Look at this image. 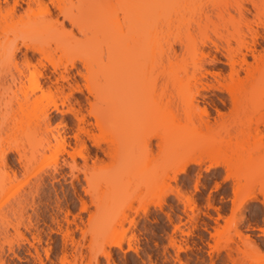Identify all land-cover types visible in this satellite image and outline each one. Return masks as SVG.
Instances as JSON below:
<instances>
[{
  "label": "rangeland",
  "instance_id": "rangeland-1",
  "mask_svg": "<svg viewBox=\"0 0 264 264\" xmlns=\"http://www.w3.org/2000/svg\"><path fill=\"white\" fill-rule=\"evenodd\" d=\"M17 1L13 10L15 0H0V73L16 72L15 61L3 57L8 48L44 47L43 53L34 54V61L50 58L39 69L49 75L45 86L58 90L54 99L59 110L53 109L51 98L44 102L50 116L47 133L37 126L39 114L32 105L41 91L32 92L26 82L25 90L31 95L25 118L17 100L12 104L14 113L7 106L14 91L21 96L17 86L0 81V154L3 148L21 145L27 159L46 155L33 169L34 174L43 170L38 178L24 180L18 154L9 151L22 181L4 191L6 171L11 169L3 165L0 155V264H234L228 253L237 263L264 264V171L261 174L255 162L253 172L252 167L240 169L241 161L233 165L234 150L240 146L242 155L251 148V155H263L262 160L264 138L242 137L243 141L235 117L228 116L224 126L218 125L214 106L228 113L227 93L206 92L210 100L195 95L197 89L204 92L195 80L199 67L209 71L203 78L205 85H218L216 73L230 71L223 49L227 43L236 47L241 39L251 41L257 29L256 50L263 52L264 0H254L257 10L251 0ZM239 4L249 11L244 10L246 21L239 16ZM59 8L74 18L75 25L64 20ZM218 11H224L223 18ZM80 29H92L95 36L85 41ZM72 36L80 41L61 44ZM207 38L223 48L204 45ZM85 44L90 47L85 55L74 53L84 50ZM243 52L254 63L252 53ZM23 58L18 52L19 66ZM112 64L130 67V74L122 71L115 77ZM216 92L226 104L216 98ZM140 97L145 105L130 113L127 104ZM205 101L210 103L209 129L200 120L201 108L208 105ZM247 112L252 118L260 113L251 106ZM20 115H24L22 123ZM145 138H151L148 153L141 150ZM64 139L66 150L61 147ZM224 142L231 145L226 147ZM68 152L77 153L75 161ZM184 162H189L187 171L174 178ZM37 179L43 182L32 202L29 193ZM25 197L29 200L22 209ZM59 225L63 231L69 226L75 243L82 245V263H74L78 252L71 240L69 263L61 262ZM19 232L28 240L19 238ZM37 234L40 242L33 239ZM116 240L121 247L112 244ZM30 243L38 247L45 263L35 258Z\"/></svg>",
  "mask_w": 264,
  "mask_h": 264
},
{
  "label": "bare ground",
  "instance_id": "bare-ground-1",
  "mask_svg": "<svg viewBox=\"0 0 264 264\" xmlns=\"http://www.w3.org/2000/svg\"><path fill=\"white\" fill-rule=\"evenodd\" d=\"M38 1H40V0H38ZM52 1L55 2L54 0H52ZM251 3L253 5V8H255L257 10L258 6H257L256 2L254 0H251ZM17 4H18V1L15 0V5L12 8L13 10H14V8H15V6ZM55 6H58V5H55ZM236 7H237V10H238V12L240 14L239 15L240 18H242L241 20L243 21V19L246 18V16H245L246 14H245L244 10L245 11H248V10H246V8H244L243 4L242 5L239 4ZM13 10H11V11H13ZM59 13L63 15L64 20H68L72 25H75L74 24V18L71 17L68 13H65L61 9H60ZM217 16L220 17V18H223L224 17V11H220V12L218 11L217 12ZM246 20H247V18H246ZM61 25L64 26V21L61 22ZM261 25L264 26V22H261L260 26ZM256 30H254L255 32L251 34V36H252L251 37L252 38L251 41H247L246 39H241V40L237 41V46L236 47H233L230 43H227V45H225L226 47L223 48L221 46L222 44L218 45L220 43H217L216 41H214L211 38H207L208 40L203 41L204 45L205 44H208V45L212 44V46L214 45L216 50H218L221 47L224 50L226 49L225 50L226 51L225 52L226 53V57L229 60L228 63L230 64L231 68H230V71L228 72L227 75L223 74L222 72H220V73L218 72V73H216V75H217V77H216L215 73L213 74L216 77L215 80H217V83H218V85H216V86L215 85H210V84H206V85L204 84L205 82H203V78L204 77L207 78L206 77V72L208 70H203V71H205V72H203L202 68L199 67L198 71L200 72L199 73L200 76L199 75L195 76L196 82L197 83L200 82L201 89L205 92V93L204 92L202 93L199 89H197L195 91V95H202L203 97H208L206 92H210L211 90H216V91L221 92V93L225 92V93H227V95H229L228 97H230L231 107L229 108V112L228 113L223 112L221 110V108H219V106H217V105L214 106V108H215V110L217 111V114H218V119L216 121L219 122L218 125L224 126L225 123H226L225 121L227 120L228 116L229 117H235L236 119H238V122H235V120H236L235 119L233 121V123L236 126L239 127L238 133L240 134V137H241V139L243 141L245 140V138H242V137H246V138L249 139L251 136H254V137H258L259 136L260 138H264V113L262 114V112H261V111L264 110V54H263L264 50H263L262 53L261 52H257V50H256V48H257L256 45L258 46L257 36H258V33H259V32L257 33ZM80 31L86 35V40L85 41H89L88 39H90L92 36L93 37L95 36V33H94V31L92 29L91 30L80 29ZM79 41H80L79 37L72 36V38L64 40V42H61V44L62 43L63 44H71V43H77ZM23 46L25 47V50H22L21 46L15 45L12 48H8L3 53V57L6 60L15 61L14 63H15L16 72L9 71V72H5V73L4 72L0 73V81H8V80L11 81L12 84L17 86V88H18L17 90L21 94V96L18 97L19 95L17 94V92L14 91V93L12 95V98L9 100L7 106L14 113L15 111H14V108L12 107V104H13V102L15 100H17V104H18V108L17 109L21 113H24V111L26 110L27 114H28V103L30 102V95H31L29 92H27L25 90L26 82H28L29 87H33L32 92L41 91V93H42L40 97L36 98L35 101L32 102V105L36 106V107L35 106L34 107L37 109V114H39V116H38L39 120L37 119V122L38 121L39 122H38L37 126L40 129L44 130L45 132L47 131V133H48V131L50 130L49 129L50 128L49 127L50 126V122H49V117L50 116L48 114L49 113L48 112L49 108H48L47 104H44V102L47 101V100L50 101V98H51V101H54L53 109L54 110H59V107H58V105L56 103V100L54 99V98H56V95L58 96V94L56 93L58 90H56V92H53L50 89V85L45 86V83H47V80H49V75H47V73H45L43 70H40L39 67H45L46 64L44 62V59L50 61V58H47V57L46 58L45 57L39 58L35 62L34 61V54L35 53H43L45 51L44 47L33 46V45H29V44H23ZM85 47H86V49H85ZM80 49H82V47ZM83 49L84 50H82V51L75 50L74 53L75 54L85 55L88 52V50H90V47L88 46V44H85ZM243 49H246L249 54H250V52L252 53V55L251 54L250 55L253 56L254 63L248 62L249 60H247L248 58L246 57L248 55H247L246 52H243ZM30 51H32V55L30 54ZM258 51H260V50H258ZM18 52H21L23 54V56H24L21 66L18 65L17 60H16ZM205 57H203V60H205ZM202 65L204 66V63ZM111 67H112V70H113V73H114L115 77L119 76L122 71H123V74H128L129 71H130V67H127V66H119L117 64H112ZM56 69H58V66H54V70L55 71H56ZM241 71H245L244 72L245 73L244 76L241 75ZM27 72L29 74H27ZM164 72H165L164 74L167 76V73H166V72H168L167 69ZM208 74H210V73H208ZM61 78L65 79L64 77H61ZM57 89H59V88H57ZM62 91H61V94H63ZM54 95H55V97H54ZM215 96L220 102L223 103L222 105L226 104L225 103V99L223 97H221L219 94H217V92H216ZM65 98H66V96H65ZM210 99L211 98H209V100ZM211 101L214 102V100H211ZM145 103H146L145 99L140 97V98L136 99L133 103L127 104L126 107L130 108V113H131V112L143 107L145 105ZM206 104H208V105L204 104V106H203V108H201L202 110L200 112L201 115L203 114L204 115L203 117L204 118L206 117V118L204 119L201 116L200 120H201V123L206 128L209 129L210 126H211L210 122L208 121V117L209 116L211 117L210 110H209L210 103L207 101ZM248 106H251L253 109H255L257 112H260L261 114L259 113V116L257 118L250 117V115L247 114L248 113L247 112ZM24 115H20L19 116V118H18V119H20L19 123L23 122V121L21 122V120H23V119H21L23 116L25 118H27L25 113H24ZM14 118H15V116H14ZM25 118H24V120H25ZM15 119L17 120L16 122L18 123L19 120L17 119V117ZM13 122L15 123V121H13ZM5 124L3 123L2 125L5 127L6 126ZM225 132H226V136L227 137L232 136L231 129H227ZM58 136H60V133H59ZM56 138H58V137H56ZM229 138H231V137H229ZM248 141L249 140H247L246 142H248ZM228 142H230V140ZM228 142L227 143L224 142L226 147L229 144L231 145V143L228 144ZM221 144L223 145V141L221 142ZM66 145L67 144H66L65 139L62 140L61 147L66 150ZM16 146L14 148H12V147L3 148V150L1 151V154H0L1 157H2L1 159H3L4 162H5V163L3 162L4 163L3 165L7 166L8 169L10 168L11 172H12V174H11V172L9 173V172L6 171V182L1 187V191H4L5 188H7V187L18 185L22 181V177L24 178V180L28 179L26 177H30V176H33V177L35 176V177L38 178L39 172L43 171L41 169L42 171L41 170L37 171V173L34 174L33 169H34L36 163L39 162V160L41 161L43 159H46V155L45 154H43L40 157H33V159H27V158H25V154L21 153L22 149L25 148V146L24 147L21 146V145H18L17 147ZM238 146H240V145H238ZM241 148H244V147L240 146V148L237 149L238 151L234 150V151L237 152V155L234 156V158L236 157L235 158L236 162L233 161L234 159L231 158L232 156L230 158L228 156V159H232V161L234 162L233 165H237V163L241 161L242 163H240V164L238 163V165H237L239 168L242 167V166H244L243 168H246V167L251 168L252 167L251 168L252 171L251 170L250 171L253 172V170H255V167L253 165L257 164L256 166L258 167L259 172L260 171L263 172L264 171V166H263L264 164H262V163H263V159L264 158L261 160L263 155H261L260 157L257 154L251 155L252 153L249 152L251 150V148L250 149L246 148V149H248L247 150L248 154H245L246 153L245 151H244L245 153L243 152V155H245L244 156L245 160H244V157L242 155L243 149H241ZM141 150H142V152H147V153L150 152V150H151V138H147V139L145 138L144 142L142 143ZM240 150H242V151L239 152ZM9 151H11V152L14 151V152H16L18 154V161L20 162V164L22 166V173H21L22 177H19L17 170L13 169V166L11 164L12 160L8 156ZM23 152H24V149H23ZM253 152H256V151H253ZM68 154L75 161L77 153L68 152ZM78 154L82 155L81 153H78ZM255 155H257V157H259L260 159L257 158L258 159L257 160L255 158ZM255 159L257 160V162H256ZM243 160L245 161V163H243ZM193 161L197 162L198 164L201 163V159H193ZM260 161H261V164H259ZM248 162L250 164H248ZM188 164H189V162L182 163L181 166L176 170V174H175L174 178L177 177V173L186 172ZM214 164L218 165L219 163L215 162ZM73 166L74 165H72L71 167L73 168ZM213 166H215V165H213ZM240 169H242V168H240ZM55 171L57 173H59L58 168L55 169ZM241 171H243V170H241ZM248 171H249V169H248ZM32 172H33L34 175L32 174ZM228 172H229L228 175H232L233 174L230 168H228ZM243 174L245 175V172ZM52 177H53V179L56 178L55 175H53ZM39 179H41V178H39ZM39 179H37L38 182L35 183L36 185L34 187V190L32 189V191L29 193L31 198H32V200H31L32 202H34V199L39 194V191H40L41 186H42L41 182H43V180L41 181ZM23 200L25 202L21 201V203H20V207L22 209H24L26 207V203H28L29 198L25 197ZM147 210H148V206L144 205L143 206V211L146 212ZM70 212L71 211L69 210L66 213L67 223H70L69 218H68V214ZM123 218H125V216ZM25 226H26V228H28V225H25ZM59 232H62V242H63V245H62L63 246L62 247L63 255L61 257V262L62 263H67L68 262L67 261V248H68L69 240H71V244L74 245L75 251L78 252V254L73 255L74 263H78V260L81 262L83 260V258H84V255L81 252L82 245L75 243L74 237L72 236V232L69 229V226H67L66 230L63 231L62 228H61V225H59ZM83 236L85 237V232H83ZM19 238H21L22 240H28L25 237V235L23 233H20V232H19ZM33 239L40 242L41 241L40 234L34 235ZM30 244H31V246H34V248H35V253H36L35 254V258L39 259L41 263H45V262H43V260L41 258V255L39 253L38 247L35 246L34 243H30ZM112 244L121 247V241L120 240L112 241ZM245 245L250 247V244H248V242H246ZM20 246H21V243L19 241L18 247H20ZM0 248H1V250L3 249L2 247H0ZM238 249L241 251L240 248H238ZM9 250L14 252V247L11 246L9 248ZM50 250H51V247H48V248L45 249L47 257H49ZM135 252H137V251H135ZM15 255L18 256L17 254H15ZM105 255L107 256V258H110L111 257L110 251H106ZM228 255L231 258V261L234 262V264H242V263H237L236 262L237 260L235 259V257L231 253H228ZM93 258H94L95 261L98 259L95 254H94Z\"/></svg>",
  "mask_w": 264,
  "mask_h": 264
}]
</instances>
